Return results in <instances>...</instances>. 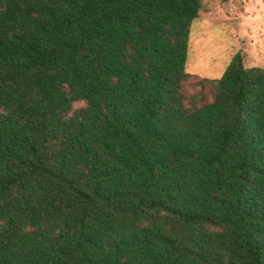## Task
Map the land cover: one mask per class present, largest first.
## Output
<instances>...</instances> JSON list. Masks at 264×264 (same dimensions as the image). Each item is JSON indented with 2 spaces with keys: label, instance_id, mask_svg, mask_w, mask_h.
Returning a JSON list of instances; mask_svg holds the SVG:
<instances>
[{
  "label": "trees",
  "instance_id": "1",
  "mask_svg": "<svg viewBox=\"0 0 264 264\" xmlns=\"http://www.w3.org/2000/svg\"><path fill=\"white\" fill-rule=\"evenodd\" d=\"M201 8L0 0V264H264V67L190 73Z\"/></svg>",
  "mask_w": 264,
  "mask_h": 264
},
{
  "label": "rangeland",
  "instance_id": "2",
  "mask_svg": "<svg viewBox=\"0 0 264 264\" xmlns=\"http://www.w3.org/2000/svg\"><path fill=\"white\" fill-rule=\"evenodd\" d=\"M238 52L246 67H264V0H202L192 24L187 70L218 78Z\"/></svg>",
  "mask_w": 264,
  "mask_h": 264
}]
</instances>
